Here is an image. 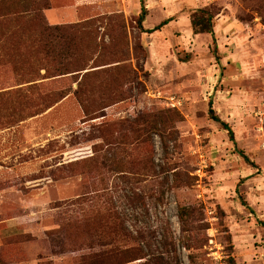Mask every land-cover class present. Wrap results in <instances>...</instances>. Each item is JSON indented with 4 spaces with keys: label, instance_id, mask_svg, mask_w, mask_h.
<instances>
[{
    "label": "rangeland",
    "instance_id": "obj_1",
    "mask_svg": "<svg viewBox=\"0 0 264 264\" xmlns=\"http://www.w3.org/2000/svg\"><path fill=\"white\" fill-rule=\"evenodd\" d=\"M78 2L49 0L85 27L55 82L18 85L47 63L2 52L0 28V264H80L105 242L141 245L124 264H264V0H144L141 24V0Z\"/></svg>",
    "mask_w": 264,
    "mask_h": 264
},
{
    "label": "trees",
    "instance_id": "obj_2",
    "mask_svg": "<svg viewBox=\"0 0 264 264\" xmlns=\"http://www.w3.org/2000/svg\"><path fill=\"white\" fill-rule=\"evenodd\" d=\"M48 8H50L49 0H0V28L3 30L1 38L2 52H22L19 55L20 60L47 63V65H43L47 70L44 75L38 73L33 77L27 78V80L22 77L18 85L33 82L31 87H39L42 85L43 80L48 78L55 82L69 68L70 62L68 60H73L77 56V39L83 33L85 27L81 23H73L69 26L49 24L44 16V10ZM142 17L143 15L139 18L140 24ZM168 21L164 20L154 29H158ZM192 25L196 33L205 32L214 35L215 13L210 8L196 9L192 14ZM66 39L72 40L73 43L70 47L65 46ZM55 51L56 54H51V52ZM24 52H31V54ZM52 55L55 56L54 62L57 64L53 66V69L49 67L50 63L48 62ZM38 65L40 70L42 66ZM64 92L60 93L58 99L66 96L67 92ZM75 93L79 94V90H76ZM211 118L220 122L228 130L230 139L234 140V131L230 124L222 120L212 109ZM131 124L124 122L123 130H126ZM105 133V141L108 145V151H110L115 144L111 133V125H107ZM245 157L247 158L246 155ZM190 217L191 208L181 206L179 219L184 229L189 225ZM134 241L140 243V238H136ZM144 255L141 245L136 246L135 244L131 248H122L105 242L101 244V248L98 251L83 255L80 259V264H124L137 258H143Z\"/></svg>",
    "mask_w": 264,
    "mask_h": 264
},
{
    "label": "crops",
    "instance_id": "obj_3",
    "mask_svg": "<svg viewBox=\"0 0 264 264\" xmlns=\"http://www.w3.org/2000/svg\"><path fill=\"white\" fill-rule=\"evenodd\" d=\"M80 0H76V2H78ZM80 3V2H78ZM141 3H142V8H143V17H142V20L145 19V15H144V12L146 11V8H145V5H144V0H141ZM72 8L75 9V10H70L68 9V6H60V7H51V8H48V9H45V12H46V15L50 21L51 24H57V23H61L62 21H65V20H80V17L82 16V14H80V12L78 11L79 10V7L76 6V5H72ZM78 8V9H77ZM52 17V18H51ZM171 17H168L164 20H169L171 21ZM163 20V21H164ZM162 21V22H163ZM169 21L167 23H169ZM166 23V24H167ZM161 23H159L158 25H156L155 27L149 29L148 31L149 32H154V31H157V30H160V27L158 29H154L156 28L157 26H159ZM165 25V24H164ZM162 27V26H161ZM151 30V31H150ZM213 36V39L215 40V33ZM225 121V120H224ZM231 126V125H230ZM232 127V126H231ZM224 128V127H223ZM225 129V128H224ZM233 129V128H232ZM227 130V129H226ZM228 131V130H227ZM234 131V130H233ZM229 133V132H228ZM230 137V136H229ZM248 160V159H247ZM243 203L245 205H247V202L244 200Z\"/></svg>",
    "mask_w": 264,
    "mask_h": 264
}]
</instances>
